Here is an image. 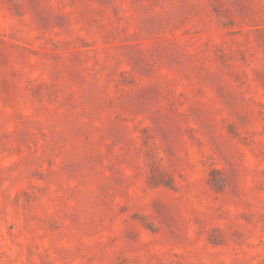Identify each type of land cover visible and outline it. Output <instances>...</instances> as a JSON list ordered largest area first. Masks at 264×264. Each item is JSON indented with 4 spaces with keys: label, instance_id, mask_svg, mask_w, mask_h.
<instances>
[{
    "label": "rangeland",
    "instance_id": "obj_1",
    "mask_svg": "<svg viewBox=\"0 0 264 264\" xmlns=\"http://www.w3.org/2000/svg\"><path fill=\"white\" fill-rule=\"evenodd\" d=\"M0 264H264V0H0Z\"/></svg>",
    "mask_w": 264,
    "mask_h": 264
}]
</instances>
